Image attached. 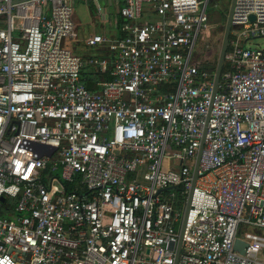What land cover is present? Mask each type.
Listing matches in <instances>:
<instances>
[{
	"label": "built area",
	"instance_id": "obj_1",
	"mask_svg": "<svg viewBox=\"0 0 264 264\" xmlns=\"http://www.w3.org/2000/svg\"><path fill=\"white\" fill-rule=\"evenodd\" d=\"M212 1L121 0V36L81 41L74 11L97 0H0V264H173L208 114L176 264H264V50L247 44L264 0L234 1L213 98Z\"/></svg>",
	"mask_w": 264,
	"mask_h": 264
},
{
	"label": "rangeland",
	"instance_id": "obj_2",
	"mask_svg": "<svg viewBox=\"0 0 264 264\" xmlns=\"http://www.w3.org/2000/svg\"><path fill=\"white\" fill-rule=\"evenodd\" d=\"M231 0H213L208 7V12L210 14V23L208 30L202 35L200 45L198 47V60L203 61L204 66L210 67L217 62L219 49L221 46L224 26L229 11ZM101 6H104V0L100 1ZM77 7V6H76ZM76 9V8H75ZM93 15L99 20V24H102L99 16L97 17V9L94 5H91ZM74 17L76 22L79 24V34L80 40L83 41V38H86L89 35L94 34L95 32H102L100 30V25L90 24L89 14L85 8L79 6L74 11ZM106 28V25H104ZM83 37V38H82ZM71 45L73 51L78 55L89 54V51L85 49L82 45L76 42ZM247 44L252 48H259L264 50V37H259L256 39H249ZM209 63H207V62Z\"/></svg>",
	"mask_w": 264,
	"mask_h": 264
},
{
	"label": "water",
	"instance_id": "obj_3",
	"mask_svg": "<svg viewBox=\"0 0 264 264\" xmlns=\"http://www.w3.org/2000/svg\"><path fill=\"white\" fill-rule=\"evenodd\" d=\"M234 1L235 0H231L230 1L229 11H228L226 22H225V26H224L221 46H220V49H219L218 58H217V62H216L215 70H214L213 86H212V91H211V97L212 98L215 95V93L217 91L218 84H219V82L221 80V74H222L223 65H224V62H225V54H226L227 49H228V43H229V38H230L231 15H232V11H233ZM251 19H253V18H251ZM208 118H209V114L207 115L206 120H205V125H204L202 138H201V144H200V148H199V151H198L196 164H195V167L193 169L192 187H191V189H190V191H189V193L187 195L186 204H185V207H184V212H183V215H182L181 222L179 224L178 244H177V248H176L173 264L177 263L178 254H179V251H180V248H181V245H182V236H183V231H184V227H185L186 216H187V212H188V209H189V204H190V199H191V193H192V190H193V185H194L195 180H196V175H197V170H198V162H199V158H200L202 147H203V138H204V135H205V132H206ZM27 145L38 157H40L42 155H48L49 156L54 151L53 148L45 146V145H40V144H35V143H28ZM172 188L173 187H169L168 190H170ZM1 200H3V198H1ZM242 244L243 243L240 240H238V239L235 241V244H234V248L236 250H238L240 253H243Z\"/></svg>",
	"mask_w": 264,
	"mask_h": 264
},
{
	"label": "crops",
	"instance_id": "obj_4",
	"mask_svg": "<svg viewBox=\"0 0 264 264\" xmlns=\"http://www.w3.org/2000/svg\"><path fill=\"white\" fill-rule=\"evenodd\" d=\"M101 0H97V4L99 7V10L97 11V17L99 16L102 24H99V20L93 15V12L91 9H88L84 6L89 14V20L90 24H96L100 25V30L103 36L110 37V38H118L120 36V17L118 16V6L121 4V0H104V6H101L100 4ZM92 4L90 3V6ZM96 9L97 6L93 4ZM76 21V20H75ZM77 23V22H76ZM79 26V24L77 23ZM104 25H106V28H104ZM98 33V32H95ZM83 38V37H82ZM87 38V37H86ZM85 39V38H83Z\"/></svg>",
	"mask_w": 264,
	"mask_h": 264
},
{
	"label": "trees",
	"instance_id": "obj_5",
	"mask_svg": "<svg viewBox=\"0 0 264 264\" xmlns=\"http://www.w3.org/2000/svg\"><path fill=\"white\" fill-rule=\"evenodd\" d=\"M121 23H122V20L120 19V26H121ZM121 36V34H120ZM87 55V54H85ZM88 56H93V54L90 52ZM213 65L210 66V70H215V66H216V63H212ZM207 67V66H206ZM228 68V65L227 63L224 62V65H223V71L222 72H225ZM82 76L84 77V80H85V84L86 86L89 88V89H94L95 88V85H94V81H96L97 79L99 80H108V75L107 73H103V74H97V73H94V72H91V73H87V72H84L82 74Z\"/></svg>",
	"mask_w": 264,
	"mask_h": 264
}]
</instances>
